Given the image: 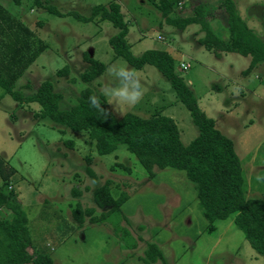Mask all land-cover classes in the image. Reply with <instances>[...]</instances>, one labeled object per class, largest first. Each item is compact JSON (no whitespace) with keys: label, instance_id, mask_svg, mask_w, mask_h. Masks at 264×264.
<instances>
[{"label":"rangeland","instance_id":"obj_1","mask_svg":"<svg viewBox=\"0 0 264 264\" xmlns=\"http://www.w3.org/2000/svg\"><path fill=\"white\" fill-rule=\"evenodd\" d=\"M41 1L66 14L51 13L35 0L18 4L0 0L48 43L18 79L17 89L29 95L49 79L62 94L59 106L63 109L75 104L86 86L99 96V89L108 83L104 72L92 82L80 77L88 64L84 59L87 52L107 65L120 64L137 71L141 83L148 82L141 99L131 107L115 109L100 96L116 117L127 112L149 117L159 112L175 120L183 144L198 135L189 109L156 66L135 68L114 56L109 38L117 28L110 21L84 22L69 13L88 15L92 5L109 0ZM119 2L129 27L131 52L138 56L147 49H163L173 55L176 72L191 87L199 106L233 140L241 160L245 195L264 198V63L244 74L250 56L237 52L217 56L198 43L203 34L199 25L183 30L167 24L147 0ZM222 2L184 0L176 14L190 15L196 4L205 5L213 31L227 41ZM235 2L242 18L264 40V0ZM39 20L44 24L38 25ZM65 65L69 73L57 75ZM39 108L35 102L18 103L0 89V158L16 170L11 184L27 213L33 244L36 250L51 255L52 264H145L140 257L150 241H156L165 255V261L153 264H264V256L252 248L234 217L217 221L213 230L207 228L196 189L184 170L155 167L156 175L151 178L124 144L112 153L99 154L86 131H74L41 117ZM88 166L95 178L87 173ZM107 180L114 197L122 192L128 195L121 212L98 222L86 216L79 226L72 215L77 202L83 208L94 207L95 216L109 209L95 205L92 197L93 189ZM112 219L126 228L128 241L135 240L134 245L125 246Z\"/></svg>","mask_w":264,"mask_h":264},{"label":"trees","instance_id":"obj_2","mask_svg":"<svg viewBox=\"0 0 264 264\" xmlns=\"http://www.w3.org/2000/svg\"><path fill=\"white\" fill-rule=\"evenodd\" d=\"M14 1L18 4L21 0ZM147 1L160 11L167 24L183 30L190 25H199L203 34L198 38V43L217 56H221L223 52L250 56V63L243 71L244 74H249L264 63V40L242 18L235 0L222 2L228 30L227 41L213 31L205 5L196 4L192 14L184 16L176 14V9L181 7L184 0ZM35 3L56 15L66 14L55 5L43 4L41 0H35ZM69 13L84 22L110 21L117 28V32L109 38L114 56L124 58L135 68H142L146 64L156 66L189 109L199 130L198 135L185 145L172 117L159 112L149 117H142L133 112L116 117L101 100L100 107L107 112L104 117L90 104L89 96L96 95L90 86L81 89L76 103L66 109L60 108L62 94L54 89L53 82L49 79L43 80L31 94H24L16 88V83L48 48V43L0 3V89L3 94H9L18 103L35 102L40 107L39 116L49 118L74 131H86L99 154L112 153L120 144H124L137 157L151 178L156 175L155 167L184 170L196 189L199 207L208 220L207 228L213 230L217 221L234 217V223L244 231L252 248L264 256V198L245 195L241 160L233 140L225 135L216 126L215 119L208 116L199 106L191 87L176 72L173 55L163 49H147L138 56L131 52L127 40L129 27L119 0L96 3L92 5L88 15L77 11ZM37 23L43 25L44 21L39 20ZM84 59L88 64L81 72V80L92 82L104 72L107 64L87 52H84ZM68 73L67 65L56 72L59 76ZM87 160L90 162L91 157L87 156ZM15 172L14 167L0 158V264H52L51 255L36 250L33 244L27 213L11 184ZM87 173L95 178L90 166L87 167ZM74 190L75 194L79 193L77 189ZM92 197L95 205L100 208L108 206L109 209L95 216L94 207L83 208L77 202L72 209V215L79 226L83 224L86 216H90L92 222L105 221L111 215L117 216L121 212V206L128 199L125 192L114 197L109 180L95 187ZM122 218L126 217L122 215ZM114 220L116 219L111 221L116 231L121 232L122 239L127 243L125 246L134 245L135 240L128 241L129 233L126 228L122 229L118 225L119 222ZM140 259L145 264H153L158 260L165 261V255L156 241H150Z\"/></svg>","mask_w":264,"mask_h":264},{"label":"clouds","instance_id":"obj_3","mask_svg":"<svg viewBox=\"0 0 264 264\" xmlns=\"http://www.w3.org/2000/svg\"><path fill=\"white\" fill-rule=\"evenodd\" d=\"M104 75L108 83L99 89L100 95L89 96L91 106L98 109L104 117L107 116V112L100 107V96L107 98L104 102L113 105L115 109H120L136 104L147 90L148 82L141 83L140 74L124 65H107Z\"/></svg>","mask_w":264,"mask_h":264}]
</instances>
